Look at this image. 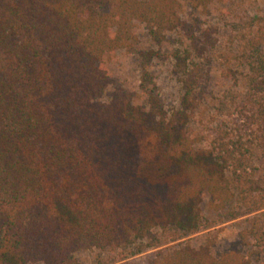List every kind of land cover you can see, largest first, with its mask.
Instances as JSON below:
<instances>
[{
	"label": "trees",
	"instance_id": "trees-1",
	"mask_svg": "<svg viewBox=\"0 0 264 264\" xmlns=\"http://www.w3.org/2000/svg\"><path fill=\"white\" fill-rule=\"evenodd\" d=\"M180 10L179 0H0V264L158 249L160 230L171 243L214 227L205 197L227 221L244 218L238 238L217 253L215 237L189 239L149 264H249L246 247L264 252V167L253 160L264 157V24L247 42L231 125L204 142L191 121L213 94L218 28ZM137 23L159 44L172 32L187 40L173 56L182 96L172 111L154 52L142 54L145 103L113 75L117 53L140 44Z\"/></svg>",
	"mask_w": 264,
	"mask_h": 264
},
{
	"label": "rangeland",
	"instance_id": "rangeland-1",
	"mask_svg": "<svg viewBox=\"0 0 264 264\" xmlns=\"http://www.w3.org/2000/svg\"><path fill=\"white\" fill-rule=\"evenodd\" d=\"M183 18L192 20L198 18L205 26L218 28L219 43L213 52L212 91L210 99L199 108L191 121V128L203 136L207 142L211 134L219 127L231 125L230 110L232 100L237 93L244 91V75L247 72L245 49L247 42L264 24V0H179ZM136 32L140 44L133 50L122 49L117 53L111 69L115 78L131 92L136 93L140 103H145L141 93L143 53L154 52L150 63V72L156 84V89L167 110L179 107L182 96L180 75L174 69V54L183 50L187 40L179 32H172L159 44L150 35L146 25L136 24ZM236 93V94H237ZM108 98V95H107ZM257 169L264 167V157L258 152L253 157ZM203 209L208 225L214 226L186 239L171 242L166 241L167 234L158 231L163 240L162 247L148 249L141 242L118 250L93 249L77 253L80 264H149L151 257L158 251L172 250L189 239L195 247L207 242L209 237L216 238L213 252L217 253L230 247L238 238L240 230L245 226L244 218L227 221L223 212H216L208 206L205 197ZM145 247L143 253L133 255L138 248ZM249 264H264V252H258L254 245L245 248ZM127 257L126 260L120 261ZM41 264V263H30Z\"/></svg>",
	"mask_w": 264,
	"mask_h": 264
}]
</instances>
